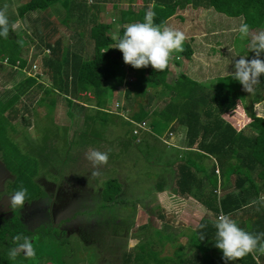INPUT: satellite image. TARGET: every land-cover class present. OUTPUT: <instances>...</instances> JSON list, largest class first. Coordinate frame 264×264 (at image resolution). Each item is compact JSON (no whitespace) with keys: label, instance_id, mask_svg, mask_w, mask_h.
Returning a JSON list of instances; mask_svg holds the SVG:
<instances>
[{"label":"trees","instance_id":"obj_1","mask_svg":"<svg viewBox=\"0 0 264 264\" xmlns=\"http://www.w3.org/2000/svg\"><path fill=\"white\" fill-rule=\"evenodd\" d=\"M207 7L213 8L214 11L227 15L228 17H241L243 23L250 26V30L264 31V0H204ZM150 0L144 1L145 4L149 3ZM179 9L183 8L182 0L175 1ZM194 1V4H197ZM59 4L64 11L66 17L63 22L67 20L71 21V18H75L77 15V21L80 23V19L86 14L81 7V1L79 0H26L17 8V15L24 17L26 15H32L35 12H44L51 8L53 5ZM177 8V9H178ZM175 6L164 0H157L153 5L152 11L155 12V23L157 25H164L165 20L169 18L176 10ZM146 13V8L139 13L134 15L132 22H143ZM91 22L90 27V39L93 42V55L89 57L87 55H81L76 52L70 51L67 48H62L61 40L56 39L51 42L49 39L43 42L41 39V45L37 46L42 57L40 63L42 70L40 73L34 71L32 75L40 76L44 75L48 79L51 78L53 88L58 92H62L63 99L67 105V116L71 113V108L74 105V99H78L79 93L82 91H89L95 96V104L98 109L93 115L86 114L85 116V127H89L90 123H98V117L103 116L104 120L100 119L101 125H105L107 122H111L109 116L112 115L104 108L108 102L109 90L114 91L115 87L126 86V89H131L135 85H138L136 81H142L149 87H158L160 85H167L165 82L167 69L163 72H156L154 81H149L145 77L144 70L142 72H136V81L129 83L126 81V76L129 73L125 69V63L123 61V54L116 49L118 39L123 35L125 26L123 24L128 19V14L121 12L115 20L113 25L100 23L97 20V15L91 13L89 15ZM10 23L13 24L12 20ZM37 20V19H35ZM38 22V21H36ZM68 24V23H67ZM115 24H119L118 37L114 39L110 33L111 29H114ZM66 25V24H65ZM53 28L54 25H53ZM12 29L7 39L0 37V63L4 64L8 68V75L16 73V71L25 70L27 66V60L23 57V54L28 51L29 43L23 38V42L16 43V36ZM25 44V45H23ZM25 47V49H23ZM48 49L49 53L45 52ZM47 51V50H46ZM43 52V54L41 53ZM261 59H264L262 54ZM5 60V61H4ZM5 62V63H4ZM130 72L134 70L133 67H129ZM28 76L21 83L19 82L13 87V90H5L7 93L3 99H0V152L3 147L6 148L11 142L5 137L7 116L15 118L18 114V108H13L14 104L20 102V99L25 95H32L33 90L30 87L36 78ZM139 75V76H138ZM9 78V77H8ZM6 78V79H8ZM186 82L189 84L187 88L183 89L184 96L187 97V104L180 106L179 118L177 123L183 124L187 127V139L189 144L192 146L197 142V148L207 158H214L220 166L225 170L227 176H233L236 174L237 179L234 183V192L227 194L223 199L219 200V205L216 206L214 212L221 211L225 215H235L239 211L249 215V209L253 204L259 205L257 192H259L257 185L253 182L252 185H246L248 181H256L257 178L264 180V118L257 116L251 112L249 108L244 107L250 117V123L246 127L249 133L244 131L237 132L233 126L226 121L222 116L224 114L232 112L236 109L240 98H248L254 96L253 102L264 103V76L260 78V83L255 86L252 94H248L243 90L242 85L233 79L232 75L219 78L217 86L210 90L207 86L191 81L186 77ZM9 80V79H8ZM31 82V83H30ZM110 82L112 86L105 87V83ZM183 81L180 80V84ZM10 87V88H12ZM197 87V88H196ZM32 90V92H31ZM175 96H181L180 90L174 89ZM130 96L127 94L126 98ZM41 102V101H40ZM35 104L29 103L28 108L42 106L43 102ZM55 103V101H54ZM247 104V103H246ZM244 105V103H243ZM27 106H23L26 111ZM31 106V107H30ZM80 107V106H79ZM83 110V107H81ZM177 104L168 102L154 117L150 116L148 112H142L140 115H134L133 124H141L142 122L149 121V125L152 129L157 130L158 124L169 126L174 121L173 116L176 113ZM174 113V114H173ZM7 115V116H6ZM30 115V114H29ZM117 116V115H116ZM49 115L46 113L45 118L50 128H46L42 131L41 141L43 144L42 148H34L36 145L34 141H31L30 146L32 150L23 151L17 154L8 153V155L19 157L24 159L26 154L34 152L41 159L44 151L51 154L52 151H56L53 147L52 141L58 138V127L53 129V122L49 119ZM119 117V116H117ZM26 120H22L25 122ZM139 122V123H137ZM128 123H131L130 121ZM31 121L27 120V125H30ZM147 124V123H145ZM34 125V124H33ZM67 129V128H66ZM65 129V131H66ZM65 142V140H64ZM13 152H17L15 148L11 147ZM47 153V152H46ZM55 153V152H54ZM52 153V154H54ZM3 155V154H2ZM5 160V159H4ZM223 161L225 166H222ZM19 168L20 167H16ZM12 170V169H11ZM178 179L177 184L181 193L185 194V188H192L195 184L200 187L201 181L196 178L195 175L190 171L189 163L184 159L178 165L177 168ZM24 172H19V178H16L17 190L23 185L28 189L29 197L32 193H35L33 188V182L31 178L35 173H30L22 179ZM254 174L257 176L255 177ZM216 176L215 173H212ZM193 182V185L191 183ZM212 192L216 188L215 178L211 179ZM99 196L104 204L117 203L116 196H120L122 187L117 179H108L102 185ZM31 188L34 192H31ZM252 193V194H250ZM215 194V193H214ZM216 195V194H215ZM252 196V197H251ZM121 203V202H120ZM119 204V203H118ZM216 210V211H215ZM217 214V213H216ZM262 218H259L251 223L245 231L253 234L264 233V227L260 223ZM204 222L202 225L201 223ZM217 220L205 219L201 221L195 228L196 231L193 233V238L190 241V247L196 248V250L185 254L182 251V245L179 246L177 251L174 253L175 258L162 257L158 258L157 252L153 249H138L135 245L132 249V255L130 251H124L121 255L123 264H226L223 260V253L218 250L215 246L216 240V224ZM152 226V225H151ZM147 227V226H143ZM156 228L155 226H152ZM26 232L16 226L15 228L3 229L0 232V254L9 256L11 248L14 246H20L23 243V239L17 240L18 236H28ZM203 238V239H202ZM264 242V240H262ZM207 243V246H206ZM177 248V246H176ZM211 250V254L203 256V253L207 249ZM137 249V251H136ZM187 251V250H186ZM50 259V258H45ZM45 264L44 262H42ZM41 263V264H42ZM2 264V259L0 260ZM231 264V262H228ZM234 264H264L263 256L260 252L248 254L245 257L237 260Z\"/></svg>","mask_w":264,"mask_h":264},{"label":"rangeland","instance_id":"obj_2","mask_svg":"<svg viewBox=\"0 0 264 264\" xmlns=\"http://www.w3.org/2000/svg\"><path fill=\"white\" fill-rule=\"evenodd\" d=\"M95 0H93L94 2ZM101 3L104 4V10L99 12L98 19L103 23H110L113 16L111 13H115V11L112 9L113 5L117 6V9H124V4L121 3L119 0H99ZM26 2V0H0V10H6L8 18L14 21H19L20 24L15 25L14 27V35L16 36L17 40H14L16 43L23 42L24 40H20V38H23L27 41V44L30 42L31 38L28 36L30 32L32 31V28L30 26V19L28 16L19 17L17 15V8ZM58 6L59 4L53 5L51 8L44 12H38V16L42 17L41 19L45 18L47 21H51V24L54 21L57 23V17L53 18L54 16H58ZM193 9H188L187 12L184 11L182 13L183 15V21H175L176 24L173 26L175 30L181 31L184 33V22H186V19L188 18H194L195 16L192 13ZM213 11V10H211ZM215 15H218L222 19H229L230 17L225 16L223 14L217 13L213 11ZM32 17V15H31ZM239 18L232 19L234 22V27L229 26V24H223L221 22H217L219 27L224 28V30L219 33L218 35H215L214 37L210 38V42L216 41V38L219 39L221 46L217 48V51L215 49H212L213 53L215 54L217 58L220 59L221 66L224 68V73H212L211 71L207 75V78L204 73H198L199 76L195 77L192 76L191 70L193 68H196L195 62L196 60H189L186 61V58H178V57H172L171 62L176 65V72H179L178 74H187L189 77L193 78V80L199 81L203 83L204 86H208L211 88H215L217 86L215 81V77L218 74L219 76H226L229 74H232L234 71L233 68V61L235 59H239L240 55H247V58L250 60L254 57V53L250 52V41L251 37L241 39L239 31H232L235 27L237 28ZM200 21V23H199ZM198 22H194V24H191L193 26H200V28H203L202 26L205 25L203 18L200 19ZM236 25V26H235ZM240 25V23H239ZM178 27V28H177ZM115 28V27H114ZM226 28V30H225ZM64 27L61 26V30H63ZM119 27L116 26V28L112 31L111 34L114 39L118 37L117 33ZM56 30V29H55ZM197 29H191L189 30L190 33L196 32ZM56 33V31H54ZM253 34H256L260 32L259 30H251ZM185 39L190 42V37L193 35L188 34V32L184 33ZM188 35V36H187ZM40 36H38L39 38ZM35 38V37H33ZM37 39V38H35ZM51 42L54 40L51 39ZM90 46L87 45V53L86 55L89 57H92L93 55V42H90ZM195 45L198 47L199 44L197 42H194ZM25 45V44H23ZM188 45L186 41L183 43V48H185ZM192 46V45H191ZM92 47V48H91ZM25 49V47L23 48ZM48 50V49H46ZM32 54V56L27 60V66L26 70L33 73V71H37V73H40L42 70V67L40 65V61L43 56H41L40 52L38 51V48L35 46L31 47L29 46L28 52ZM27 53V52H26ZM181 52H175L173 53V56L178 55ZM37 64V69L33 70L32 64ZM130 65H125V69L129 71L128 74H130L129 70ZM175 69V68H174ZM27 71L21 70L16 71V73L8 75L9 70L5 67L4 64L0 65V99L4 98V95L7 93L5 90H13L12 86H15L21 81H25L28 79ZM133 73V71H132ZM127 74V75H128ZM129 75L126 80H130ZM203 76V77H202ZM9 77V78H8ZM36 78L33 83L30 84V87H32L33 93L31 95H25L20 99V102L14 104L13 108H18V114L15 118L7 116L6 122V132L5 137L10 140L11 144L7 145L6 148L3 147L1 151L2 159L5 162L8 170L10 173H12L16 178H19V172H24L23 178H25V174L27 172V176L29 174L35 173V175L32 176L31 181H35L33 183V188L35 191H39L41 193V185L38 186V183L36 182L39 175L41 174V178L44 177L47 181L56 180V178L62 177V174L64 173V183L66 185H74L75 187L83 185L85 187H88L92 191L100 192L101 188L103 187V183L105 181H108V179H122L121 176L118 175L119 172H124L128 165L135 167L134 163L131 164L122 163L120 156L115 154L114 157L116 160L112 161L110 159V162L113 165H110L105 172H101L104 169V165L95 166L92 164V161H90L86 157V149L87 144L88 145H98L97 143H102L103 145H108L110 143L118 145L121 144L124 146V148H127V142H121L120 140L112 137L111 131L115 128H111L109 130L108 127H114L119 124L121 121L120 119H117L114 115L110 116L111 118H114L115 125H113V122H107L105 125H101L100 119L104 120L103 116L98 117V123H95L94 126L92 123H90L89 127H85L84 121H82V115L85 111L79 110V108L74 105V107L71 108V113L69 116H67V105L66 101L63 99L62 92H58L55 88H53L52 80L51 78L48 79L44 75L40 76H33ZM8 78V79H6ZM129 78V79H128ZM214 78V79H213ZM223 78V77H222ZM199 79V80H198ZM31 83V82H30ZM112 86L110 82L105 83V87ZM12 87V88H10ZM31 90V92H32ZM252 93H250L251 95ZM119 98V104L117 107H121V105L125 104V100H123L124 97V86L115 87L114 91L109 90L108 93V106L110 107L111 111L115 107L113 101L116 98ZM80 98H86V99H93L95 96L89 92V91H82L79 94ZM91 97V98H89ZM254 96H249L246 99V96L244 98H240L239 103L237 104V107L234 111L224 114L225 118L228 122H231L233 124L235 122V128L237 130H240V127L244 124V120L240 119L238 117H246L245 120L249 121V118L247 116V111L244 107L247 106L249 110L253 113H256L258 116H261L264 118V103H255L253 102ZM118 100V99H117ZM43 102L42 106H36L28 108L27 105H31L29 103L35 104L33 102ZM55 101V103H54ZM40 102V105H41ZM244 103V105H243ZM247 103V104H246ZM76 104V103H75ZM131 103H129L130 106ZM77 105H79L77 103ZM23 106H27L25 108H28L26 111ZM108 109V108H107ZM48 114L53 122V129L59 127L64 128L62 131L59 130L58 138H55L52 141V146L55 147L56 151H52L54 154H50L48 150L44 151V156L42 159L51 160L50 157L54 158L52 162L47 164L46 160H42L38 158L39 156L34 153H28L26 154L24 159L17 158L11 155H8V153L17 154L23 151V148H25L24 151L32 150L33 147L30 146L31 141H34L36 145L34 148H42L43 144L40 143L41 134L42 131L46 128H50L48 124L47 118H45V114ZM30 114V115H29ZM80 115V116H79ZM22 120H26L25 122H22ZM27 120L30 122V125H27ZM131 120V119H129ZM133 123V121H132ZM34 124V125H33ZM124 126L129 127L130 124L128 122H124ZM67 128V129H66ZM66 129V131H65ZM82 130L81 133L77 130ZM135 129V128H134ZM77 131V132H76ZM82 139H85L83 141ZM65 140V142H64ZM78 140H81L83 142V151L82 155L80 156L82 158V161H88L84 164L83 169H77V164L75 163V158L78 155L77 147L81 141L78 142ZM106 140V141H104ZM11 147L15 148L17 152L10 151ZM100 147V146H96ZM103 153H106L103 148H99ZM5 159V160H4ZM78 162H80L78 158ZM47 165V166H45ZM52 165V166H51ZM122 165L126 166L122 169ZM46 167L45 170L43 167ZM16 167H20L16 168ZM12 169V170H11ZM43 171V172H42ZM42 172V173H41ZM66 172V173H65ZM152 169H141L138 167L131 168L129 170V173L125 176H127V186H125V192L124 195H128L127 197H131V192H139L138 194L135 193L137 198L139 199V202L142 204H145L147 201H151L154 195V192H156V188H151L150 185H146L144 181L148 182L151 179H149L152 176ZM93 173H96L93 175ZM194 173V172H193ZM196 176V173H194ZM255 177H257L254 174ZM253 182L257 185L259 193L264 191V180L258 179L256 181H248L246 185H252ZM123 188V187H122ZM31 192H34L31 188ZM95 193V192H94ZM258 193V192H257ZM252 194V193H250ZM82 196H85L88 205L92 204V206L95 207L96 202H94V199L91 200L88 197V194H82ZM95 197V196H94ZM252 197V196H251ZM125 202L129 203L128 205L121 206L120 204L118 206H115L114 209H110L109 207L106 209L107 216H102L101 211L97 210L99 213L96 215L97 219H100L101 223L103 224V221L105 219L108 220L109 227L114 225L115 227H112L111 230H115L116 236L113 234L110 237V233L104 234V243L101 247H98L94 243L92 244H83L78 240L77 238L70 237V250L68 252L69 258L66 260L61 259V256H58L56 254V248L55 244L56 242L51 239L43 238L40 241H37L34 245H32V250H34L35 255H23L22 252H20L19 255L16 254L15 259L10 258L9 256L0 254V260L2 259V264H19V262H25V264H41L43 261H49L50 264H123L121 260V255L124 251L128 252L130 251V254L132 255V247L135 245L138 246V249H153L158 254V258L160 259V256L162 257H174V253L177 251L179 246H181L183 249V253L188 254L196 248L190 247L188 244H191L190 241L192 240L189 235L190 233L187 231L188 226H183L184 228L180 229L177 227L176 230H170L168 232H164L159 227L153 228L152 226L156 227L157 223L163 222L164 224H167L170 222V219L173 221L174 217L170 216H164V218H159L158 216L149 215L148 213L141 214V215H135V210L131 209L133 202L130 200V198L125 199ZM259 205L253 204L251 208L248 210L249 213H253L255 211L258 215V219L262 218L260 215V211L264 210V204L263 202L258 199ZM128 206V207H127ZM258 210V211H257ZM223 214H219L218 216H221ZM181 221L188 219V217L181 216ZM169 219V220H168ZM263 219V218H262ZM120 220V223L118 222ZM151 223V224H150ZM147 227H143V226ZM152 225V226H151ZM173 226V225H170ZM181 226V225H178ZM104 228H107V226H102ZM117 227V228H116ZM128 228V230L124 228ZM124 229V230H123ZM114 239V241H112ZM111 241V242H110ZM137 241V243H136ZM168 241V242H167ZM115 242H118L119 245L117 248L113 247L115 245ZM67 246V245H66ZM177 246V248H176ZM150 248V249H149ZM187 250V251H186ZM16 251H19V249L16 248ZM137 251V249H136ZM46 256H49L50 259ZM263 260H264V253L262 254ZM34 258V259H33ZM106 258V259H105ZM33 259V260H32ZM32 260V261H31ZM45 263V262H44ZM43 264V263H42ZM138 264V263H135Z\"/></svg>","mask_w":264,"mask_h":264},{"label":"crops","instance_id":"obj_3","mask_svg":"<svg viewBox=\"0 0 264 264\" xmlns=\"http://www.w3.org/2000/svg\"><path fill=\"white\" fill-rule=\"evenodd\" d=\"M79 1H81L82 9L86 12V14H84V16L80 19V23L76 19L77 15H75V18H71V21L67 20L65 25L63 20L66 17V15L64 9L61 6H58L57 9L58 16L53 17V18L57 17V23L54 21L55 28H53V23L51 24V21H47L45 18L41 19L42 17L38 16V12L32 13V17L31 14L27 15L28 18L30 19V26L32 28V31L28 35L31 38L29 42V46L31 47L32 45L35 46L36 48L38 45L40 46L42 44L40 42L41 41L40 38H42L43 42L46 41V39L49 40L60 39L62 48L64 49L67 48L70 51L85 56L88 48L87 45L90 46L91 44L90 42L92 41L90 39L91 22L89 19V15L91 13H95L97 15V20L100 23H103L98 19V17H99V12L104 10V4L101 3L99 0H95L94 2L93 0H79ZM119 1L124 4L123 7L124 9H117V6L113 5L112 9L114 11L116 9V11L114 14L111 13L113 16L111 22L105 24L113 25L115 23V20L113 21V19H116V17L121 12H123L128 14V19L123 24V26H126L130 23H133L132 22L133 16L139 15V13L143 10V8H146V12L149 9L152 10L153 5L157 2V0H150L149 3L145 4L144 1L146 0H119ZM164 1L168 2L169 4L172 3L176 9L178 8L177 4L175 3V1L178 0H164ZM194 1H197L198 3L194 4ZM181 5H183V8L182 9L178 8L173 14H171L169 18L165 20L163 26L174 29L173 26L176 24L175 21L176 20L180 22L183 21L182 13H184V11L187 12L188 9L191 8L193 9L192 13L195 17L193 19L192 18L186 19V22L182 24H184L183 26L185 28L184 33L188 32L189 36L190 35L193 36L189 38L191 44L189 41H187V39H185L186 43L188 44L186 45L187 47L185 48V50L176 56H173L174 55L173 54L172 57H178L183 59L186 58V61L193 59L196 60L195 62L196 68H193L191 70L192 76H194V78L198 77L199 76L198 73L200 72L204 73L203 76L205 75L206 78L210 71L212 73H224V68H222L221 66L220 59L217 58L215 55L217 53L212 52V49H215L217 51V48L220 47L221 44L218 41L219 39L217 38L216 41L210 42V38L214 37L215 35H218L224 30V28L217 26L218 25L217 22H221L224 25L229 24V26L234 27V22L232 21V19H235V17H230L229 19L226 18L222 19L221 17L213 13L214 11L213 8L207 7V4L204 0H182ZM202 18L204 20H207L204 21L205 25L202 26L203 28H200V26H198L197 28L196 26L191 25L194 24V22H198ZM236 18H239L237 28L235 27L232 31L234 30L238 31L239 26L243 23V19L241 17H236ZM13 24L17 25L20 24V22L16 20L13 22ZM118 25L119 24H115L114 27L116 28L117 26L120 28V26ZM61 26L64 27L63 30H61ZM194 28L197 29L196 32L190 33L189 30L191 29L193 30ZM114 29L112 28L111 30L113 31ZM54 31H56V33ZM38 36L40 37L38 38ZM194 42H197L199 46L197 47ZM45 52L49 53L48 50L47 51L45 50ZM41 53L43 54V52ZM31 56L32 54L30 53V51L29 52L27 51V53L25 52L23 54V57L26 59H29ZM1 64L2 63H0V65ZM32 65H35L37 69V64L34 63ZM176 65H178V63L174 64L171 62L170 59L169 66L167 68L168 73L165 79L167 85H160L158 87H153V88L147 86L142 81H136L137 75H135V73L136 72L139 73L144 70L145 77L149 81H154V77L152 75H156V71L151 66L142 69H134L133 73L131 72L126 76L127 79V77L132 74V76L129 77L130 80H126V81L129 83H134L136 81L138 85L131 87L130 91L129 89H126V86H124L123 100H125V104L121 105V107H117L120 98V97L117 98V95L113 101L116 109L114 108L113 111H111V109H109L110 107L108 106V102L105 104L106 106L104 108H108V109H105L104 111L114 115L117 119L121 120L119 121L120 123L119 124L117 123L116 126L108 127L109 130L111 128L116 127L111 131V135L112 137L120 140L121 142H127V148H124V146L121 144L115 145L112 143L108 145H103L102 143H97L98 145L96 144L86 145L87 149L85 153L87 154L86 155L87 158L88 155L93 150L102 152L101 150H99L100 147L103 148V150L107 153L108 163L104 165V169L101 172H105L110 165H113L110 162V159L112 161L116 160L114 157L115 154L120 156L122 163L131 164L133 162L134 165H136L135 167L141 169H147V168L152 169L153 171L152 176L149 178L151 180L148 182L144 181L145 184L150 185L152 189L156 188V192H154L152 200L147 201L145 204H142L139 202V199L135 195V193L138 194L139 192H131V197L130 196L127 197L128 195H124L123 193L120 196H116V199L118 201L117 203L104 204V202L101 200V197L99 196L100 192L98 193L95 190L92 191L89 189L90 193L88 197L91 200L94 199V202H96L97 200L99 201L96 202V205L94 207L92 206L93 203L88 205V201L86 197H83V200L79 201L80 204L84 203L83 204L84 209L82 208V205H80L81 210H79V213L81 215L92 214L96 216L99 214L97 210H100L102 216H107L106 209L108 207L109 208L111 207L110 209H114L115 206H118L119 204L121 206H125V205L129 206V203L125 202L124 200L125 199L128 200V198H130V200L133 202L132 207L130 208L135 210L134 214L136 216L148 213L149 215L158 216L159 218H164V216L174 217L173 221L170 219V222L167 224H164L163 222L157 223L156 228L159 227L164 232H168L169 229L176 230L177 227L182 229L184 228L183 226H188L187 231L190 233L189 237L191 239L193 238V233L196 231L195 228L197 227V225H199L201 221H205V219L218 220L217 218L219 214L225 215L220 210L214 212V209L216 208L217 205H219L220 199H223V197L226 196L227 194L234 192L235 189L234 183L237 179V176L236 174H233V176H227L225 170L223 173V170L220 168L218 164H216L217 162L215 161L214 158L212 157L207 158L203 154V152H200V150L197 148L198 147L197 142L191 146L186 136L188 130L187 127L184 126L183 124L176 122L177 118H179L180 106L188 103L187 97L184 96L183 89L187 88L189 84L186 82V79L182 77L184 76L191 81H195L196 83L203 85V83L193 80V78L189 77L187 74H182V73L178 74L179 72H176V68H177ZM26 69L25 71H27ZM27 73L28 75L30 74V76L32 75V73L29 71H27ZM230 75L232 74L226 76H219L217 74L214 82H216L217 84L219 78L227 77ZM180 80L183 81L181 84H180ZM177 88L180 90L179 94L181 96L173 95L174 94L173 90ZM208 89L213 90L214 88L208 87ZM129 93L130 96L126 98L127 94ZM73 101L74 103L79 104L80 107L79 106L76 107L79 108L80 111L82 110L81 107H83V111L85 112L82 115L83 116L82 121L84 122H85L84 115L86 114L93 115L95 111L98 109V107L95 104V97L93 99H86L79 97L78 99H74ZM169 101L174 104H177L176 113L175 115H172L174 121L171 122L169 126H164L163 124L160 123L158 124V126H156L158 127L157 130H155L151 128V126L149 125V121L146 120L145 122L147 123L146 127L143 129H139L138 135H133L132 131L134 128H136V126L132 123L134 115L137 114L140 115L142 112H148L149 114H151L150 116L154 115L155 117L156 114ZM129 103H131L130 106ZM116 115L119 117H117ZM110 116L109 119L111 120V122H113V125H115V122L113 121L114 118H111ZM247 116L249 118V121L245 120L246 119L245 116L238 117L239 120L240 119L244 120V124L240 127V130H237L235 128V122L233 124H231V122L229 123L233 126V128L237 132L244 131L246 130V127L248 126L251 120L248 113ZM222 118H224L227 121L225 115L222 116ZM129 121L131 122L129 123L130 126L126 128V126H124V122H129ZM63 129L58 127L57 129L58 133L59 130L62 131ZM77 131L81 133L82 130L80 131L77 130ZM246 132L249 133L250 131L246 130ZM82 140L85 141V139ZM79 141L81 140H78V142ZM96 146H100V147H96ZM76 151L78 152V155L75 158V163L78 165L77 169H83L84 164L87 163L88 161H82L83 157L82 158L80 157L83 151L82 141L79 143ZM78 158L80 162H78ZM184 159H186V161L189 163L190 171L192 172V174L195 175L194 173H196V178L198 177V180L201 181L200 187H197L195 184V186L194 187L192 186L190 190L188 188H185L186 191H189L188 193L185 194L180 192L177 184L178 182L177 168L178 165L181 163V161H183ZM92 164L94 163L92 162ZM222 166L226 167L224 161ZM125 167L126 166L122 165V169ZM135 167L128 165L124 172L122 171L118 173V175L121 176L122 178V179H117L121 187H123L122 192H125L124 188L128 184L127 183L128 178L125 175L129 173V170L131 168H135ZM213 172L215 173L216 176L212 175ZM213 178H215V182H216V188L214 192H212V185H211L212 184L211 179ZM191 185H193V182L191 183ZM257 198L260 199L264 204V191L263 192L261 191L260 193L258 192ZM260 215L263 218L260 221V223L264 227V210L260 211ZM181 216H184L186 218L188 217V219H186V221L185 220L181 221L180 218ZM229 217L233 219L238 224V226L244 230L245 228L247 229L248 226H250L253 221L258 219V215L255 211H253V213H250L249 215H246L245 213L239 211L238 213H235V215L230 214ZM108 223L109 222L107 219L103 221V224L105 225H107ZM201 224L203 225L204 222H202ZM124 229L128 230L129 232L128 228L125 227ZM188 241L190 242V239H188ZM188 246L189 248L187 250L190 249V244H188ZM210 254H211V250L208 248L205 251V253H203V256L205 255L210 256ZM262 254L263 253H261V255ZM47 257L50 258L49 256ZM43 262H45V264H50V262L46 260Z\"/></svg>","mask_w":264,"mask_h":264},{"label":"clouds","instance_id":"obj_4","mask_svg":"<svg viewBox=\"0 0 264 264\" xmlns=\"http://www.w3.org/2000/svg\"><path fill=\"white\" fill-rule=\"evenodd\" d=\"M15 25L10 23L6 10H0V37L8 38L9 33ZM240 38L251 37L250 52L254 53L252 59L247 55L239 56L233 61L234 71L232 77L238 81L248 94L254 91L264 76V31L253 34L250 26L241 24L238 29ZM185 35L183 32L170 27L157 25L155 23V12L149 9L144 16L143 22H134L125 26L123 35L118 39L115 47L123 54V61L134 69H142L151 66L156 72H163L169 66L173 53L183 52ZM88 159L95 166L108 163L107 153L93 150ZM96 173H93L95 175ZM29 196L28 189L23 185L9 197L10 208L24 207ZM216 240L214 246L223 253V260L228 264L255 252L264 253V233L253 234L245 231L227 215H221L215 224ZM17 240H24L20 245L27 250L26 254L34 256L31 242L22 236ZM203 239V238H202ZM10 258L15 259L16 250L9 253Z\"/></svg>","mask_w":264,"mask_h":264},{"label":"flooded vegetation","instance_id":"obj_5","mask_svg":"<svg viewBox=\"0 0 264 264\" xmlns=\"http://www.w3.org/2000/svg\"><path fill=\"white\" fill-rule=\"evenodd\" d=\"M42 155L44 156V153ZM50 158L51 160L44 158L42 160H46L49 164L54 159ZM45 166L43 167L44 170ZM64 175L63 173L62 177L56 178L54 182H49L44 177L41 178L42 175L40 174L36 182L38 186L41 185V193L36 191L30 197L28 196L25 206L22 208H10L9 197L17 190V180L8 170L0 152V232L3 229L19 226L26 234H29L24 238L31 242V246L43 238L54 240L57 244V246L55 245L56 254L61 256L63 260L69 258L70 237H78V240L83 244L94 243L101 247L104 243L105 233H110L112 238L113 234L116 236L115 230H111L112 227H115L114 225L109 227L110 224H107V228H104L102 226L105 224H102L95 215H81L79 213L80 205L83 208L84 204L79 203L85 197L82 194L89 195L90 190L83 185L77 187L66 185ZM118 222L120 223L119 220ZM118 245L119 243L115 242L113 247L117 248ZM17 247L14 246L11 250H16ZM22 250L23 248L19 249L16 254L19 255ZM19 264H25V262L20 261Z\"/></svg>","mask_w":264,"mask_h":264},{"label":"built area","instance_id":"obj_6","mask_svg":"<svg viewBox=\"0 0 264 264\" xmlns=\"http://www.w3.org/2000/svg\"><path fill=\"white\" fill-rule=\"evenodd\" d=\"M33 70H36V66L35 65H33ZM145 127H146V124L144 122H142L141 124H137L136 125V128L133 129V131H132L133 132V135H138L139 129H143ZM218 217H220V216H218Z\"/></svg>","mask_w":264,"mask_h":264},{"label":"water","instance_id":"obj_7","mask_svg":"<svg viewBox=\"0 0 264 264\" xmlns=\"http://www.w3.org/2000/svg\"><path fill=\"white\" fill-rule=\"evenodd\" d=\"M17 249H21L20 246L17 247ZM26 252H27V250H25V249L22 250V254L27 255Z\"/></svg>","mask_w":264,"mask_h":264}]
</instances>
